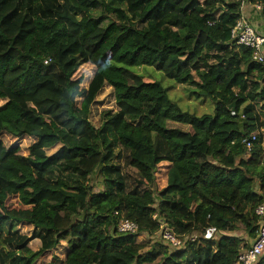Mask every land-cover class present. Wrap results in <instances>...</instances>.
I'll list each match as a JSON object with an SVG mask.
<instances>
[{
  "label": "trees",
  "instance_id": "1",
  "mask_svg": "<svg viewBox=\"0 0 264 264\" xmlns=\"http://www.w3.org/2000/svg\"><path fill=\"white\" fill-rule=\"evenodd\" d=\"M246 2L264 29V0ZM240 14L238 0H0L14 138L0 137V264H234L227 232L254 237L264 200V60L231 35ZM164 76L212 113L162 116Z\"/></svg>",
  "mask_w": 264,
  "mask_h": 264
},
{
  "label": "built area",
  "instance_id": "2",
  "mask_svg": "<svg viewBox=\"0 0 264 264\" xmlns=\"http://www.w3.org/2000/svg\"><path fill=\"white\" fill-rule=\"evenodd\" d=\"M240 2V16L236 20L231 29V35L236 42L249 47L252 51V57L262 61L264 60V34L259 32L253 23L246 16L244 9L247 4L246 0H238ZM259 7V4H256ZM254 138V137H253ZM250 147V143H246ZM255 212L260 216L259 226L256 235L250 240L247 239L248 245L242 247L236 257L234 264H256L259 257L264 252V200L258 203L255 207ZM118 229L125 232L135 233L137 225L134 221L121 217L117 223ZM160 236L169 242L172 246L178 247L184 241L176 232L167 226L164 222L159 225ZM187 238V236L185 237ZM190 238H195V234Z\"/></svg>",
  "mask_w": 264,
  "mask_h": 264
},
{
  "label": "rangeland",
  "instance_id": "3",
  "mask_svg": "<svg viewBox=\"0 0 264 264\" xmlns=\"http://www.w3.org/2000/svg\"><path fill=\"white\" fill-rule=\"evenodd\" d=\"M260 19H255L254 21V26H256V28L258 29L259 32H262L264 34V29H263V23L262 20ZM263 50H264V45H263ZM136 71H140V72H150L156 79H161L162 76V72L161 71H155L153 69V67L151 66H139V67H133ZM14 76L13 74H9L7 76V78L10 80L11 77ZM148 77V76H147ZM173 79H170L168 77L164 76V79H162V84L165 87H169L168 89V98L165 99L163 106H162V116H173L175 118H182L184 120H188L189 118L192 117L191 113H183L182 115H180L179 108L181 110H188V111H194L196 112V114H200L202 112H209L212 113L213 111V104L209 103V101L206 99L204 102L201 99H195L193 97H189L188 93L186 92V89L188 88V86H186L183 83H173ZM179 107V108H178ZM7 116H9L10 118L12 117V113H6ZM0 137L3 139V141L5 142L6 145H8L10 142H12L14 140L12 134L8 133V132H4V130L2 132H0ZM5 164H15L16 162L14 160L11 159H6L4 160ZM22 168L24 169V171L26 172L27 175H31L32 173V169L29 167H25L22 166ZM92 180V179H91ZM8 202H10V199L8 200ZM157 231H153L152 233H147V232H141V234L137 235V239L147 242V240L152 239L154 237L158 236V233H156ZM228 235H236L237 237H235V239H237V244L238 246H240V249L246 245V242L248 239V236H246L247 238L244 239L242 236L244 235V233L239 230V231H235V232H227ZM241 236L242 242H239L238 239ZM251 239V238H250ZM249 239V240H250ZM248 243V242H247ZM72 258H82L83 257V249L79 248L77 249L72 255ZM48 259H53V257H51V255L48 256ZM34 264H44V261L42 262H37Z\"/></svg>",
  "mask_w": 264,
  "mask_h": 264
}]
</instances>
